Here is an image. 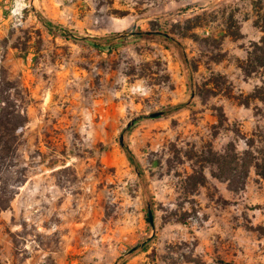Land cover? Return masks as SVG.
I'll use <instances>...</instances> for the list:
<instances>
[{
  "label": "rangeland",
  "instance_id": "1",
  "mask_svg": "<svg viewBox=\"0 0 264 264\" xmlns=\"http://www.w3.org/2000/svg\"><path fill=\"white\" fill-rule=\"evenodd\" d=\"M263 20L264 0H0L28 171L0 212V264H264V179L232 191L211 163L264 127V74L241 70Z\"/></svg>",
  "mask_w": 264,
  "mask_h": 264
},
{
  "label": "trees",
  "instance_id": "2",
  "mask_svg": "<svg viewBox=\"0 0 264 264\" xmlns=\"http://www.w3.org/2000/svg\"><path fill=\"white\" fill-rule=\"evenodd\" d=\"M43 22L50 30H58L56 25L46 21ZM259 28L262 36L257 42L251 44L247 59L241 66V70L246 76H250L252 73L264 74V20ZM140 33L144 36L152 34L151 32ZM115 35L107 38H94L88 41L94 47L103 48L104 43L110 42L115 37H122V35ZM1 84H6L9 88H6V86L1 87ZM12 86L4 78H0V212L9 208L19 188L25 184L28 178L27 169L22 166L18 159V150L22 144L23 131L27 123L25 110L27 95L21 89L15 88L12 90ZM252 98L264 103V79H261L260 85L254 88ZM244 105H247V103ZM184 107H186V103H179L170 110H180ZM146 118H149V116H141L138 119ZM255 143H262V146L254 149ZM120 144L126 159L136 173L141 176L140 166L134 154L123 140H120ZM246 145L247 149L243 152L235 153L232 156L227 154L215 155L211 160V163L218 168V174L213 175L226 182L232 191H237L244 186L252 168L258 177L264 179V127L256 128V131L248 138ZM142 187L145 204L150 210L147 187L144 184ZM145 219L148 223H152L148 220V216ZM141 247L138 245L131 248L130 253Z\"/></svg>",
  "mask_w": 264,
  "mask_h": 264
},
{
  "label": "water",
  "instance_id": "3",
  "mask_svg": "<svg viewBox=\"0 0 264 264\" xmlns=\"http://www.w3.org/2000/svg\"><path fill=\"white\" fill-rule=\"evenodd\" d=\"M161 113H162V112H154V113H152V114H149L148 116L154 118V117H158V116H160ZM148 220H149L150 222H152V215H151L150 212H148Z\"/></svg>",
  "mask_w": 264,
  "mask_h": 264
}]
</instances>
